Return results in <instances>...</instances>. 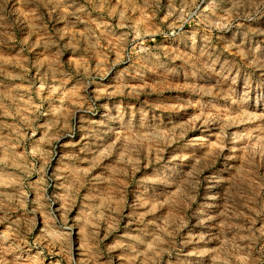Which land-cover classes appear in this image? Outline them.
I'll return each instance as SVG.
<instances>
[{
    "label": "rangeland",
    "instance_id": "obj_1",
    "mask_svg": "<svg viewBox=\"0 0 264 264\" xmlns=\"http://www.w3.org/2000/svg\"><path fill=\"white\" fill-rule=\"evenodd\" d=\"M0 264H264V0H0Z\"/></svg>",
    "mask_w": 264,
    "mask_h": 264
}]
</instances>
